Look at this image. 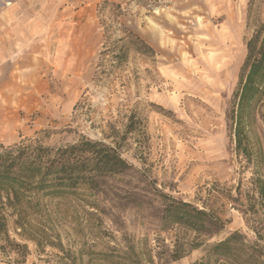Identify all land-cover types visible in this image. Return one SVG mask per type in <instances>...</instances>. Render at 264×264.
Returning a JSON list of instances; mask_svg holds the SVG:
<instances>
[{
  "label": "rangeland",
  "instance_id": "rangeland-1",
  "mask_svg": "<svg viewBox=\"0 0 264 264\" xmlns=\"http://www.w3.org/2000/svg\"><path fill=\"white\" fill-rule=\"evenodd\" d=\"M263 22L264 0H0V144L60 147L87 137L118 147L133 166L96 190L44 200L34 217L42 248L11 232L29 247L26 264H59V248L77 264L199 263L202 249L187 246L171 260L175 244L196 234L162 228L161 194L205 203L222 219L208 244L238 232L250 250L264 248V204L244 215L228 199L239 184L248 194L252 168L227 125L247 44ZM125 29L156 56L131 51L117 68L103 58L105 42ZM256 120L251 141L264 155V103Z\"/></svg>",
  "mask_w": 264,
  "mask_h": 264
},
{
  "label": "trees",
  "instance_id": "trees-1",
  "mask_svg": "<svg viewBox=\"0 0 264 264\" xmlns=\"http://www.w3.org/2000/svg\"><path fill=\"white\" fill-rule=\"evenodd\" d=\"M109 4L104 1L102 8ZM123 33L124 37L113 45L105 42L101 52L103 58L112 55L115 68L128 61L131 51L149 58L156 56L154 49L134 33L126 29ZM263 103L264 22L257 26L247 44V56L227 114L228 130L236 152L252 168L248 194L242 193V184H239L237 196L228 198L243 208L244 215H257V204H264L263 150L255 148L251 141L257 108ZM133 131L135 129L129 124L126 135ZM132 169L118 147L87 137L60 147L31 140L10 146L0 144V256L6 259V264L27 263L28 245L13 239L11 232L23 241H32L38 249L43 247L40 240L43 229L34 217L41 214L44 200L75 196L81 189L96 190L106 178L124 175ZM161 199L162 228L178 225L196 234L192 242L175 244L171 260L181 259L187 246L190 251L202 249L204 255L197 264H264V248L254 245L250 250L245 236L238 232L218 242L207 243L222 232L225 224L205 203L199 208L195 203L165 194H161ZM258 240H262V236ZM59 249L63 252L59 264H77L70 253Z\"/></svg>",
  "mask_w": 264,
  "mask_h": 264
}]
</instances>
